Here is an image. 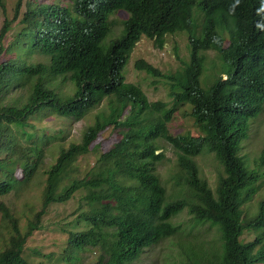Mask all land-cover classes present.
Segmentation results:
<instances>
[{"label": "trees", "instance_id": "trees-1", "mask_svg": "<svg viewBox=\"0 0 264 264\" xmlns=\"http://www.w3.org/2000/svg\"><path fill=\"white\" fill-rule=\"evenodd\" d=\"M24 1L18 0L0 30V264H34L24 256L28 238L42 228L52 204L67 203L78 192L73 226L64 227L67 255L96 248L100 255L92 264H135L146 249L182 229L173 219L188 210L196 236L179 243L187 264H264V148L256 166L241 154L253 119L264 111V31L255 27L264 17L256 13L261 0H241L233 15L234 0H201L204 23L192 18L198 0ZM0 9L6 11L4 0ZM16 28L19 33L5 46ZM178 29L188 35L187 60L174 43L181 68L165 69L151 54L134 62L156 88L169 86L168 100H152L141 84L128 80L126 68L143 39L164 49L171 46L167 35ZM210 50L216 51L212 57ZM8 52L15 57L3 60ZM26 88L25 101L8 99ZM185 105L197 135L170 128ZM94 109L80 140L61 147L47 169L42 203L29 206L24 229L4 197L32 179L51 142L45 123L29 119L50 110L78 119ZM109 127L121 129L120 139L100 150L95 143ZM165 142L179 167L171 195L158 170L167 156ZM93 153L96 160L84 176L80 170L71 174L79 159ZM205 153L219 162L215 186L197 160ZM18 168L24 179L17 177ZM83 223L87 229L78 231Z\"/></svg>", "mask_w": 264, "mask_h": 264}, {"label": "rangeland", "instance_id": "rangeland-1", "mask_svg": "<svg viewBox=\"0 0 264 264\" xmlns=\"http://www.w3.org/2000/svg\"><path fill=\"white\" fill-rule=\"evenodd\" d=\"M4 1L6 4V11L4 12L2 9H0V30L2 28L4 19L6 17L12 18L14 16L16 12L15 7L17 6L18 2V0ZM29 1L34 0H25L24 2L26 3ZM39 1L52 3L55 0ZM26 9V6H24L23 9H21V13L23 14ZM119 27L120 22L114 24L115 32L119 30ZM18 33V28L13 29L11 33H8L4 40L5 46H8ZM225 37V45H228L229 41L227 39V34H225ZM166 40L171 42V46H165L164 49H157L153 46L150 40L143 39L138 45V50L140 49V51L132 55L129 65L126 68V77L128 80L141 84L144 91L152 100H168L169 86L164 83H159L158 87L156 88L152 84L153 78L147 76L144 72H141L135 68L134 62L137 56L151 54L154 61L165 69L170 67L181 68L182 62L176 56L174 49V43L179 42L181 47V57L186 60L189 58L187 52L188 35L185 32L167 35ZM10 53L11 52L5 53L3 60L15 56V52L12 54ZM215 53L216 51L214 50L207 52L209 57L214 56ZM34 57L36 60H43L38 54H35ZM69 86L71 85L67 84L66 88L68 89ZM71 91L72 87L70 88V92ZM27 92V88L23 90H13L10 93L8 99L12 101V99L22 98L23 101H25ZM98 110L99 109H94L84 118L78 119L58 116L57 113L52 112L53 110H50L47 114L38 113L36 117L33 116L31 117L32 119H29L34 124L45 123L42 125L45 126L47 143L49 141L51 142L48 144V156L45 158L44 164L38 171L35 172L32 179L26 183H23V188H20V190L16 191V193L14 192L13 195L11 194L4 197L7 202L11 203V207H13L16 215L21 217L20 224L24 226V229L26 228L25 226L27 225V221L23 218V216L25 215V212L28 210L29 206L33 205L39 208V205L42 203L41 200L43 197V188L47 183V169H49L51 163L55 162L61 147L68 146L71 142L80 140L82 131H84L87 125H89L94 120ZM187 111H189L188 105L181 107L173 122L170 123V128L173 133H185L190 130L191 133L195 135L198 134L197 125L190 120L189 115H184L185 113L187 114ZM120 131V128H107L99 135V138L95 144L100 146V150L109 149L116 141L120 139ZM13 138L15 139L16 137ZM164 146L167 156L165 160L159 164L158 170L161 173L162 181L166 185L168 193L171 195L176 190L174 181H176V174L179 172V167L177 164V155L173 152L171 145L165 142ZM263 148L264 111L257 118L253 119L251 123L250 136L243 142L241 154L251 166H256V160ZM3 155V153H0V156ZM95 160L96 158L94 153L86 155L83 159H79L77 161L78 168L74 167L71 171V174H73L72 172L76 173V170H80L81 174H79V176H84L89 167L93 165ZM197 160L200 165L202 175L210 181L212 186H215L219 162L216 159L214 153L202 154L197 157ZM79 166L81 168H79ZM16 174L19 179L25 178L24 171L21 168H18ZM262 181H264V176L262 177ZM80 198L81 192H78L76 196L67 203H54L51 205L49 211L43 217L42 228L32 234L28 238L25 245L24 256L30 262L34 264H92L97 261L100 251L96 248L78 251L76 255H67L69 233L65 232L64 227L73 226V222L70 220L74 217L72 216V213L74 212V209L78 207V201ZM257 205L258 197L253 203L248 205V207H250V213L256 212ZM173 221L176 223H181L182 229H179V231H177L172 236L167 237L158 244L146 249L143 252L141 258L137 260L135 264H187V260H184L183 255H181L179 243L182 241L186 242L187 240L193 239V237L196 236L195 230L190 229L191 222L193 221H191V215L188 210H184L182 213L177 215ZM78 229L76 230H85L87 229V225L83 223ZM210 231L211 232H209V234L206 233V235H204L205 237H208L205 239V242H208L210 238L213 237V233H215L214 228H212ZM249 238L252 237H248L247 235L246 239ZM3 241L4 240L0 238V246L2 245ZM67 257L74 258H72L71 261H67Z\"/></svg>", "mask_w": 264, "mask_h": 264}, {"label": "clouds", "instance_id": "clouds-1", "mask_svg": "<svg viewBox=\"0 0 264 264\" xmlns=\"http://www.w3.org/2000/svg\"><path fill=\"white\" fill-rule=\"evenodd\" d=\"M240 2H241V0H234V2L229 7V15H233L235 13V10L240 5ZM200 3H201V0H198L196 5L193 7L192 18L197 19L200 23H204L206 21V12ZM256 13H257V15H261V13H264V0H261L260 7L256 10ZM255 27L260 31H264V17H262L261 20L256 22ZM181 32H184V31H180V29H178L176 31H173V34H177V33H181ZM173 34H168V35H173ZM225 34H227V33H225ZM227 36L229 38L228 34H227ZM228 41H229V39H228ZM15 55H16V53H15ZM29 61H30V63H34L33 59H30ZM41 61H44V60H41ZM30 119H32V118H30Z\"/></svg>", "mask_w": 264, "mask_h": 264}]
</instances>
